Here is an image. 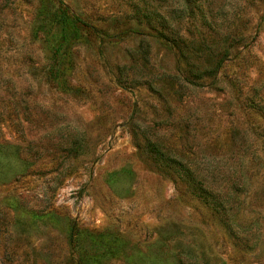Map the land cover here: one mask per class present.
Here are the masks:
<instances>
[{
    "label": "rangeland",
    "instance_id": "obj_1",
    "mask_svg": "<svg viewBox=\"0 0 264 264\" xmlns=\"http://www.w3.org/2000/svg\"><path fill=\"white\" fill-rule=\"evenodd\" d=\"M0 264H264V0H0Z\"/></svg>",
    "mask_w": 264,
    "mask_h": 264
},
{
    "label": "trees",
    "instance_id": "obj_2",
    "mask_svg": "<svg viewBox=\"0 0 264 264\" xmlns=\"http://www.w3.org/2000/svg\"><path fill=\"white\" fill-rule=\"evenodd\" d=\"M37 20V33L43 35V43L49 59L47 79L55 88L66 92L71 89L64 74V70L70 64L71 46L82 36L83 30L88 31L91 27L81 17L71 14L67 7L61 6V2L50 19L49 14L39 12ZM157 155L161 159V164L178 174L192 188L196 196L206 200L208 194L201 183H197L192 171L180 162L166 158L161 152H157Z\"/></svg>",
    "mask_w": 264,
    "mask_h": 264
}]
</instances>
